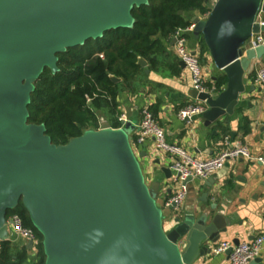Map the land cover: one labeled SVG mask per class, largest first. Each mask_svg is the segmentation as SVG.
I'll return each instance as SVG.
<instances>
[{
  "label": "water",
  "instance_id": "95a60500",
  "mask_svg": "<svg viewBox=\"0 0 264 264\" xmlns=\"http://www.w3.org/2000/svg\"><path fill=\"white\" fill-rule=\"evenodd\" d=\"M148 3L0 0V241L11 239L7 215L22 204L43 237L45 264H194L227 231L219 213L210 218L202 212L200 218L177 219L165 232L156 202L159 186L145 183L126 122L118 129L102 123L65 145L54 144L44 124L29 123L35 83L46 68L59 71L58 55L132 28L134 9ZM262 10L264 0H215L207 19H191L227 78L226 88L214 95L191 91L193 99L207 104L206 127L234 114L247 90L245 73L264 56V46L245 48L252 35L264 32L257 23ZM138 65L150 74L144 58ZM162 171L172 177L169 168ZM208 187H214L212 178ZM32 247L30 242L26 248Z\"/></svg>",
  "mask_w": 264,
  "mask_h": 264
},
{
  "label": "crops",
  "instance_id": "0c3cea01",
  "mask_svg": "<svg viewBox=\"0 0 264 264\" xmlns=\"http://www.w3.org/2000/svg\"><path fill=\"white\" fill-rule=\"evenodd\" d=\"M214 3L215 0H209L211 10ZM190 34L195 43L191 50L197 51L200 59L205 57L211 61L204 65V72L208 86L216 87L217 78H224L225 73L216 67L209 49L207 46L204 48L200 42L201 37L194 32ZM173 40V36L169 41L163 40L162 49L158 53L151 58H144L148 62L147 69L150 74L140 66L133 89L121 84L116 98V116L107 118L99 112L98 128L90 130H98L101 124L106 122L113 129L121 128L119 117L125 115L126 124L131 126V146L140 163L145 183L150 188L156 184L159 186L156 202L163 212L165 232L169 233L175 228L177 219L183 220L192 214L200 218L202 212L211 218L219 213L220 225H226L227 231L219 235L216 244H209L211 253L199 258L194 264H229L227 253L218 256L212 254L213 246L222 242L234 244L235 241H252L264 234V166L242 158L229 162L214 178L212 177L213 188H204L209 179H193L188 184L189 193L185 202L175 210L176 214L167 219L169 211L163 207V203L171 194L172 186L168 184L170 178L166 177L162 168L170 169V157L154 154L151 140H148L145 146H138L134 138L138 133L141 111L149 108L165 129L168 141L182 147L196 158H209L220 153L225 148V137H229L232 144L243 143L255 158H264V85L254 82L259 69L264 65V56L253 61L245 73L247 90L240 96L234 114L226 115L219 122L206 127L202 115L189 123L182 121L178 116L181 109L197 100L191 97V91L194 89L191 75L180 65ZM226 85L227 82L222 85L221 90L225 89ZM252 87L255 89L250 91ZM115 123H119V127L115 128ZM143 151L147 153L145 157L141 156ZM213 206H216V210H212ZM258 258H261L264 264V247Z\"/></svg>",
  "mask_w": 264,
  "mask_h": 264
},
{
  "label": "trees",
  "instance_id": "16d2710c",
  "mask_svg": "<svg viewBox=\"0 0 264 264\" xmlns=\"http://www.w3.org/2000/svg\"><path fill=\"white\" fill-rule=\"evenodd\" d=\"M148 1V5L134 9L132 28L107 32L103 38L59 54V71L53 73L46 68L35 83L28 107L29 123L44 124L54 144L65 145L86 131L97 129L99 112L107 118L116 116L120 86L125 84L133 89L132 82L140 69L138 59L151 58L162 49L163 40L169 41L178 28L191 25L184 13L193 10L205 17L211 12L206 0ZM111 76L122 81L115 83ZM226 82V76L217 78L218 92ZM113 125L119 127V123ZM13 214H19L24 225L36 232L37 255L30 260L26 246L21 250L11 239L0 241V264H45L43 237L33 227L28 212L20 204L8 212L7 218Z\"/></svg>",
  "mask_w": 264,
  "mask_h": 264
},
{
  "label": "built area",
  "instance_id": "2783aa9c",
  "mask_svg": "<svg viewBox=\"0 0 264 264\" xmlns=\"http://www.w3.org/2000/svg\"><path fill=\"white\" fill-rule=\"evenodd\" d=\"M209 16L206 15L200 19L205 20ZM257 23L260 27H264V11L262 10L258 16ZM195 25L191 23L186 28H178L173 38L174 49L178 59L183 62L186 69L190 72L192 85L199 93H209L214 95L218 93L215 87L208 86L204 70L200 66V57L197 51L187 50L186 35L194 32ZM264 46V32L252 35L246 42L245 48L257 49ZM103 58V55H100ZM255 84L264 85V65L259 69L255 79ZM91 101V99H89ZM208 107L205 102L198 101L190 104L179 111V118L189 123L195 117L203 115ZM126 116L119 117L120 122H127ZM148 140L152 141V151L154 154H163L170 157V171L172 177L169 179L175 186H172L171 194L165 199L163 207L165 209L178 210L185 202L189 187L187 180L200 179L207 180L216 176L223 170L229 162H235L238 159L256 161L264 166V158H255L250 149L241 142L232 144L229 137H225L223 141L224 149L217 155L209 158H196L188 153L182 147L169 144L167 142L166 132L161 127L153 113L149 108L141 111V121L138 126V137L136 143L138 146H145ZM7 224L12 227L10 234L16 239L25 242V246L33 242L32 257L37 255V246L39 243L36 232L24 225L23 219L19 214H13L7 218ZM10 231V230H9ZM264 247V234L256 237L252 241L240 242L238 245L232 242L218 243L212 248V254L218 256L226 253L228 249H232L229 255V264H250L260 256ZM29 251V252H31Z\"/></svg>",
  "mask_w": 264,
  "mask_h": 264
},
{
  "label": "rangeland",
  "instance_id": "374dc122",
  "mask_svg": "<svg viewBox=\"0 0 264 264\" xmlns=\"http://www.w3.org/2000/svg\"><path fill=\"white\" fill-rule=\"evenodd\" d=\"M183 14V12L181 13V15ZM193 15H195V16H201L200 15V13L198 12V11H192L191 13H184V16L187 18V19H190V17L191 16H193ZM186 40H187V45H186V48H187V50H191V47L192 46H194V41H193V39H192V36H191V34H188V35H186ZM175 54H176V52H175ZM177 56V55H176ZM178 57V56H177ZM208 61L209 60H206V58L205 57H202L201 59H200V66H201V68L204 70V65H208ZM211 61H209V63H210ZM261 69V68H260ZM136 80L134 79L133 80V82H132V86H134L136 83ZM137 86V85H136ZM156 118V117H155ZM157 119V118H156ZM157 121L159 122V120L157 119ZM160 123V122H159ZM161 125V124H160ZM162 127V126H161ZM163 128V127H162ZM164 129V128H163ZM165 130V129H164ZM166 132V131H165ZM137 137H138V133L135 135V140L137 139ZM167 142L169 143V144H174V143H172V142H169L168 141V139H167ZM176 145V144H175ZM170 186H175V184L172 182V181H170L169 183H168ZM168 211H169V214L167 215V219H170L174 214H176V211L174 210V209H168ZM9 230H10V232L12 231V227H9ZM11 240L13 241V243H14V245L15 246H17L19 249H21L22 250V248H24L25 247V242L23 241V240H21V239H16V237L15 236H12L11 235ZM26 253H27V256L30 258V260L31 259H33L34 257H32V251L31 252H29V251H26Z\"/></svg>",
  "mask_w": 264,
  "mask_h": 264
}]
</instances>
